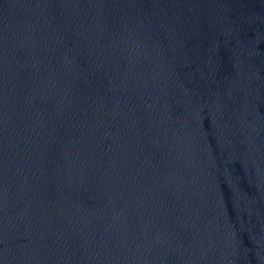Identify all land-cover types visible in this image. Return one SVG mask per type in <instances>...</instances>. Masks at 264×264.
<instances>
[{
  "label": "water",
  "instance_id": "water-1",
  "mask_svg": "<svg viewBox=\"0 0 264 264\" xmlns=\"http://www.w3.org/2000/svg\"><path fill=\"white\" fill-rule=\"evenodd\" d=\"M0 264H264V0H0Z\"/></svg>",
  "mask_w": 264,
  "mask_h": 264
}]
</instances>
